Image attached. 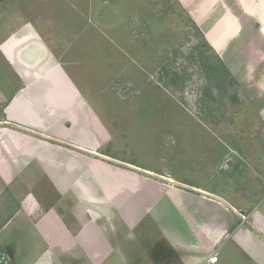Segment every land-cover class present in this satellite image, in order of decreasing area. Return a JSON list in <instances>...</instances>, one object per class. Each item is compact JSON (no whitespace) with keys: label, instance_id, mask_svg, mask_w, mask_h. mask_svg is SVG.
Masks as SVG:
<instances>
[{"label":"rangeland","instance_id":"1","mask_svg":"<svg viewBox=\"0 0 264 264\" xmlns=\"http://www.w3.org/2000/svg\"><path fill=\"white\" fill-rule=\"evenodd\" d=\"M178 1L0 0V88L6 100L15 90L30 92L33 80L27 84V74L30 79L37 75L39 81L53 71L55 78H51L59 88L54 92L63 94L60 78L76 97L75 104L61 105L56 100L61 97L54 95L57 98L43 107L44 118L49 116L50 123L41 117L43 123L36 120L41 127L33 129L37 135L34 143L40 150L32 151L45 159L42 156L33 170L38 180L33 186L35 192H45L46 180H41L38 172L53 170L60 153L72 157L75 164L83 158L96 161L106 178H111V172L134 174L135 170L117 162L129 163L152 171L148 175L142 172L141 177L134 175L160 186L149 208L137 212L129 208L137 213L133 216L122 210L130 206L126 199L117 203L116 198H110L112 193H103L100 185L107 187L112 180H97L85 165L70 183H63L67 189L58 187L52 177L57 192L45 201L41 214L54 216L52 221L61 222L58 229L66 231L67 227L66 232L81 229L91 237L99 232L106 250L128 248L137 236L145 237L143 243H149L150 254L168 250L159 226L167 231V225L183 222L187 231L193 217L197 219L194 228L201 232L213 205L226 207L221 201L250 217L252 208L241 206L242 200L248 204L251 198L260 201L259 210L264 214L262 23L257 25L255 16H242L234 2L228 1L229 7L223 10L235 18V31L217 36L218 43L213 45L207 34L213 19L202 14L197 21ZM72 5L79 6V15ZM245 6L253 11L250 5ZM259 10L264 14L263 7ZM5 46L9 50L15 47L16 60L6 55ZM28 50L35 60L34 66L25 70L21 57ZM49 59L56 62L55 70L47 63ZM39 85L43 95L45 90ZM44 96L50 95L45 92ZM1 101L2 116L8 102L5 105L6 101ZM60 105L65 106L63 111ZM70 132L75 140L64 136ZM25 167L23 175L28 178V165ZM168 186L185 190L186 196L192 197L183 198L178 217L165 197ZM193 187L205 188L208 192L204 194L210 192L200 205L194 204L193 196L205 195L187 192ZM25 192L21 188V196ZM162 198L166 204H160ZM177 199L174 201L180 204L181 198ZM226 210L231 212L232 208ZM26 223L15 219L0 233V264H37L43 260L42 254L50 245L45 238L49 229L37 228L34 221ZM211 228L205 233L212 232ZM263 231L260 227L257 232L262 235ZM205 233L200 235L205 238ZM93 244H101V240ZM232 250L229 247L224 252L225 264H253L242 254L230 255ZM65 258L69 257L56 259L62 263ZM105 264L122 262L112 255Z\"/></svg>","mask_w":264,"mask_h":264},{"label":"crops","instance_id":"2","mask_svg":"<svg viewBox=\"0 0 264 264\" xmlns=\"http://www.w3.org/2000/svg\"><path fill=\"white\" fill-rule=\"evenodd\" d=\"M197 1L200 6H197ZM228 1L234 2L235 6L239 8L242 16H255L257 18L256 24L261 25L262 23L264 28V20L261 19L264 14L259 12V9L262 7L264 8V0H180L178 2H180V5L183 8L187 7L188 11L190 10V12L193 13L191 15L192 18L194 16V19L196 20L197 17H200L202 14H207L213 19L212 27L209 26L207 34L209 35L210 42L213 45H216L219 40L217 39V36L219 37L227 31H231V33L232 31H235V24H233L235 18H233L227 10H223L224 7L228 6ZM255 1L258 2V4H256ZM245 3L247 6L250 5L249 9L251 11L253 10L251 13L247 10ZM206 4L209 5L207 9H202L201 7H204ZM228 4L230 3L228 2ZM72 7L74 12L80 10L79 6L72 5ZM253 12H256L257 15H253ZM79 14L80 11L77 15ZM60 25H62V23H60ZM204 25L208 26V23ZM210 31H212V33ZM4 49L7 50L5 53L9 56L11 61L17 59V56L15 57V47L9 50V48L5 46ZM22 62L28 64V61L25 59H23ZM47 63L51 65L50 67H54L53 70L57 68V66H55L56 62L51 59H49ZM21 65L25 70L28 69L26 68V65ZM55 74L56 72L53 71L52 74L50 73L49 76L42 77L39 81L35 79L37 75H32L35 76V78L30 79L27 74V78L24 76L27 84H30L33 80L31 85H29L31 93L27 91L22 94L21 90H15L16 92L10 100H6L3 88H0V100L6 101L5 105L8 102L3 108L4 115H0V219L2 220L0 222V233H3L4 228H8L15 219L18 220L19 224H27L26 221H34V226L37 228L48 227L49 230L46 232L45 238L50 241V245L48 248H45L46 250L42 254L43 260H40L37 264H105L108 258L112 255H115L122 264H225L223 261L224 252L229 247L234 248V250L230 251V255L231 253L238 255L242 254L253 264H264V231L262 235L257 232L260 227L264 229V214L259 210L262 206H260V201L255 202V200L251 198L249 199L250 201L248 204L242 200L243 205L241 206V208H252L250 217L248 215L244 217L243 214L245 215V213L243 212V214L240 212L236 213L234 210L236 207L229 204L227 201H221L226 207L222 204H214L211 213L212 215L206 217L207 222H205L201 232H198L196 228H194L197 219L194 220L195 218L193 217H190V220L188 221L191 223V228L189 227L190 230L188 228L187 231L184 230L183 222H180V225L179 223L174 226L167 225L165 227L168 228L167 231L163 229V226H159L162 232L160 233V238L168 250L164 249V251H159L157 254H150L149 243L145 242L144 244L143 241L145 237H142L141 239L138 236L133 237V239H136L132 244L129 243L130 247L128 248L116 247L114 249L109 248L106 250L104 248L105 240L103 237L100 238L101 234H99V232H97V236L95 237H91L89 234L82 232L81 229L75 233L66 232L69 231L67 227H65L66 231L58 229L57 223L59 224L61 222H53L52 218L54 216L49 214L50 217H46L45 214H41L40 211L46 208L45 201L51 198V194L54 195L57 192L56 185L53 184V181L55 180L54 182L57 183V185L62 186L64 182L70 183L74 174L79 170V174L82 172L83 165L88 167L91 174H93L97 180H112V184L110 183L107 187L105 184H103V187L100 185L103 193H112V196L111 194H109V196L110 198H116L115 200L117 203L126 199L130 206H127L128 209L124 208L122 210L133 216L137 215V210H144L146 207H150L155 199L156 192H158L160 188L157 184L148 181L145 178L139 179L134 174L125 173V175L121 176L122 173L120 172H111V176L109 175L111 178H106L102 173L103 171L100 169V165H98L96 161L94 162L93 160L83 158V161L80 159L79 163L75 164L72 163V157L60 153L57 158V161L59 162L53 163V170L51 168H49V170L46 168V171L38 172V174H40V179L46 180L45 192L43 194H41L40 191L35 192L33 186L38 184V180L35 176V173L37 172H34L33 170L36 168L35 164L37 161L39 162L42 156V158L45 159V156H41L38 151H32L33 148L40 150L39 145L34 143L37 135L33 132V129L41 127L36 120H39V117H41L45 119L46 123H50V120L47 119L49 116H45L44 118V115L46 114L43 112V107L49 102H52V99L54 101L57 98H53L54 95L62 98V101L61 98L60 101L56 99L58 104L61 105H64V103L67 104L71 101L75 104L76 101V97L73 98L71 93L72 88H69L64 79H58L59 82L61 81L60 83L62 85L60 83L58 84L62 89L64 88L63 94L54 92V90L59 89L52 79L55 78ZM67 77L64 74L66 80ZM39 83L50 96L45 97V92L42 95V93L38 91V87H40ZM68 83L71 85V82L68 81ZM61 105L60 107H62ZM61 109L63 111L65 106ZM74 114L75 113L73 112L72 115L76 117ZM73 116H70V118L72 119ZM40 122H42L41 119ZM24 127L27 129L29 128L30 131L29 129L26 130ZM64 136L67 138L69 137L70 140H75L72 132L64 134ZM117 163L141 171L147 175L151 173L153 174L152 171L138 168L129 163ZM25 165H28V178L23 175L24 169L27 168ZM135 181L138 182V185L130 186L129 183ZM146 181L147 183H145ZM21 185L23 187H21ZM81 186L85 187L84 184H80V187ZM31 187L34 190L31 189ZM21 188L26 191L24 196H21L20 194ZM167 188L168 195L165 197L177 212L178 217L181 213L179 205L183 206L182 203H184L182 202L183 198L185 201L186 198L190 199L192 197L190 195L186 196L185 190L179 188L175 189V187L172 189L170 186ZM204 189H194V187L187 188V192L194 193L195 191L200 192L202 195L208 192ZM58 191L61 193L60 190ZM208 194H204L205 197L192 195L195 197L194 204L200 205V203L206 199V195L208 196ZM178 197L181 198V200H179L181 201L180 204L174 201V199L178 200ZM163 198L160 200V204H166V201H163ZM208 201L211 202V200ZM10 207L13 209L8 213ZM227 207L232 208V211L230 212L226 210ZM129 208H135L136 212H133ZM209 221H212V223L208 224ZM236 223H238L237 226L235 225ZM211 226L213 231L206 234L205 231L207 229L209 230ZM89 227L91 232V226ZM216 227H218V230ZM181 231H185V233ZM202 233H205L203 234L206 236L205 238L200 235ZM46 239L45 241H47ZM94 240H101V244L95 246L93 244ZM76 244L79 247L74 248ZM100 245H102L103 248H101ZM75 256L82 257V259L79 261L74 258ZM212 256H217L215 263H209V258ZM58 257L69 258H65V261L61 263L57 261L56 258Z\"/></svg>","mask_w":264,"mask_h":264},{"label":"water","instance_id":"3","mask_svg":"<svg viewBox=\"0 0 264 264\" xmlns=\"http://www.w3.org/2000/svg\"><path fill=\"white\" fill-rule=\"evenodd\" d=\"M30 49V48H29ZM35 49V48H34ZM36 50H38L39 51V49L37 48ZM29 54H30V50H28V52L27 53H24V54H22V57H21V59H22V61H23V59H25V60H27L28 61V64H25L26 65V67L28 68V69H30V68H32L33 66H34V61L33 60H35V59H32V57L31 56H29ZM29 59H30V61H29ZM33 64H32V63ZM115 167V166H114ZM116 169H118V168H116ZM123 170V169H122ZM123 171H125V170H123Z\"/></svg>","mask_w":264,"mask_h":264},{"label":"flooded vegetation","instance_id":"4","mask_svg":"<svg viewBox=\"0 0 264 264\" xmlns=\"http://www.w3.org/2000/svg\"><path fill=\"white\" fill-rule=\"evenodd\" d=\"M86 157V156H85ZM87 158V157H86ZM117 165V164H116ZM120 165V164H119ZM126 168H129V167H126ZM129 169H131V168H129ZM132 170H135V169H132ZM136 172L134 173V174H136V175H139V177H141L140 175H141V171L139 172V171H137V170H135ZM56 184V183H55ZM58 187H63V188H66L65 186H67V185H57ZM67 189V188H66Z\"/></svg>","mask_w":264,"mask_h":264},{"label":"built area","instance_id":"5","mask_svg":"<svg viewBox=\"0 0 264 264\" xmlns=\"http://www.w3.org/2000/svg\"><path fill=\"white\" fill-rule=\"evenodd\" d=\"M217 260V257L216 256H212L209 258V263H215Z\"/></svg>","mask_w":264,"mask_h":264}]
</instances>
